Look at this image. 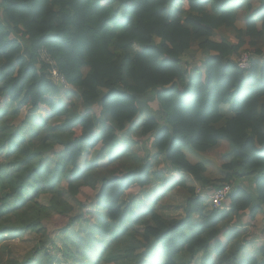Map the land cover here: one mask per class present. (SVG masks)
Instances as JSON below:
<instances>
[{
    "label": "trees",
    "instance_id": "trees-1",
    "mask_svg": "<svg viewBox=\"0 0 264 264\" xmlns=\"http://www.w3.org/2000/svg\"><path fill=\"white\" fill-rule=\"evenodd\" d=\"M222 144L214 184L186 152ZM190 177L231 193L212 208ZM244 215L264 217V0H0V264H264Z\"/></svg>",
    "mask_w": 264,
    "mask_h": 264
},
{
    "label": "rangeland",
    "instance_id": "rangeland-1",
    "mask_svg": "<svg viewBox=\"0 0 264 264\" xmlns=\"http://www.w3.org/2000/svg\"><path fill=\"white\" fill-rule=\"evenodd\" d=\"M227 37H229L231 40L234 39V34L233 33H229L227 35ZM237 60V58H236ZM235 60V61H236ZM60 87V86H58ZM62 88V87H61ZM72 87H70L68 85L67 89L66 90H61V92L59 94L56 95L57 99L59 100H64V97L66 96V92L71 90ZM151 107H154L152 108L154 111H156L158 109V106H156V104L152 105ZM92 113H99V109L96 107ZM132 150L133 151H136L137 150V146H133L132 147ZM228 150V147L226 144H222L219 149H217L216 151L214 152H211V153H207L204 157L202 155H199V154H195L191 151H187V156L188 158L190 159V161L192 162H204V160L207 161L208 163V175L210 176V178L214 181L213 183L214 184H217L218 181L217 179L220 178V167L222 165V163L224 162L223 160V153H225L226 151ZM205 158V159H204ZM89 160L91 159V157L89 156L88 158ZM163 164V162H162ZM161 164V166H162ZM188 181V185L189 186H192V187H195L196 189L200 188L199 184L196 183L193 178H188L187 179ZM180 193L178 195H176L175 197H172V198H165L163 199V205H168L169 207L171 206V208H166L164 211H163V214H165V216H169V217H173V218H178V217H181L183 216V211L181 210V208H177L179 206H181V204L184 202L185 200V196H186V193L184 191H179ZM95 195V192L92 191L91 189L89 188H84L82 190V193L81 195L79 196V199L81 201H86L90 198H92L93 196ZM200 195L204 198H206V195L207 197L210 195V192L209 193H205V194H202L200 193ZM72 203H74L72 201ZM206 203L207 205H209L210 207H212L210 204H209V200L206 198ZM213 208V207H212ZM80 211L77 210L76 213L74 214H77L79 213ZM69 218L68 217H62L60 219H57L55 221H48V222H45V227L47 228V230L55 235L56 234V230H58L59 228H62L64 227L67 222H68ZM59 236L57 235L56 236V239H57V244H58V247H61V245L63 244L59 238ZM37 238H35V235H31V236H25L23 239H14L12 240L9 244H10V248H11V251L13 252V254H15L16 256H23L25 255L27 252H29L30 250H32V248L34 247V240H36ZM63 238H61L62 240ZM9 248V249H10ZM121 264V263H120ZM192 264H200V257L197 258L196 261H194Z\"/></svg>",
    "mask_w": 264,
    "mask_h": 264
},
{
    "label": "built area",
    "instance_id": "built-area-1",
    "mask_svg": "<svg viewBox=\"0 0 264 264\" xmlns=\"http://www.w3.org/2000/svg\"><path fill=\"white\" fill-rule=\"evenodd\" d=\"M47 58V57H44ZM47 62L53 64L51 59L47 58ZM238 67L242 70H248L250 68V55L247 52H243L241 56L236 60ZM50 79L57 85L64 86L67 89L68 84L64 78V76L57 70V68H53L50 74ZM210 192V195L206 198L209 200V204L213 208H220L222 204L225 202L227 196L231 193V188L226 187L224 189L213 191L210 189L201 190L198 189V193L207 194ZM205 198V199H206Z\"/></svg>",
    "mask_w": 264,
    "mask_h": 264
},
{
    "label": "crops",
    "instance_id": "crops-1",
    "mask_svg": "<svg viewBox=\"0 0 264 264\" xmlns=\"http://www.w3.org/2000/svg\"><path fill=\"white\" fill-rule=\"evenodd\" d=\"M244 18L240 17L239 18V24L240 25H244L245 23L243 22ZM199 58V57H197ZM202 59V58H201ZM200 59V60H201ZM157 103H152V105H154ZM154 108V107H152ZM258 223L256 224V227H253V225L250 223L249 219L247 218L246 215H244L242 217V221L241 224L243 225V227L245 229H247V233H248V242H247V246L249 247V253H255L256 251L259 252L260 249H262V247H264V217H262L260 215V217H258Z\"/></svg>",
    "mask_w": 264,
    "mask_h": 264
}]
</instances>
